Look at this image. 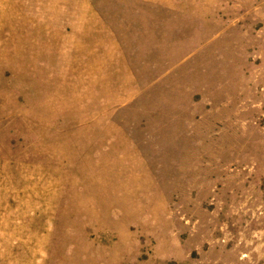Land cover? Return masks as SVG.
Returning <instances> with one entry per match:
<instances>
[{
	"label": "rangeland",
	"instance_id": "374dc122",
	"mask_svg": "<svg viewBox=\"0 0 264 264\" xmlns=\"http://www.w3.org/2000/svg\"><path fill=\"white\" fill-rule=\"evenodd\" d=\"M0 264H264V0H0Z\"/></svg>",
	"mask_w": 264,
	"mask_h": 264
}]
</instances>
